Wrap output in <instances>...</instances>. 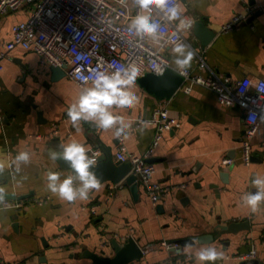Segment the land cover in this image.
Segmentation results:
<instances>
[{"label": "crops", "instance_id": "1", "mask_svg": "<svg viewBox=\"0 0 264 264\" xmlns=\"http://www.w3.org/2000/svg\"><path fill=\"white\" fill-rule=\"evenodd\" d=\"M183 14L194 24L185 29L183 42L195 51L191 68L204 77L227 78L235 85L264 80V0H180ZM33 6L17 12H0V50L12 40L14 24L26 21ZM246 21L230 32H221L234 16ZM216 36L205 47L195 36L196 27ZM172 62L171 47L163 50ZM203 62L205 67L200 68ZM67 76L54 80L51 67L39 57L16 48L3 61L0 73V260L2 264H96L86 257L92 252L115 256L116 242L133 238L143 250V259L129 264H197L201 247L214 246L222 255L213 264H264V201L256 211L241 199L255 173L264 176V120L253 140V158L243 161L241 142L245 130L244 112L238 106L221 105L208 88L194 86L187 93L181 87L171 98L160 99L138 80L131 91L136 104L118 112L128 125L127 152L147 154L156 127L137 128L140 118H152L158 108H167L181 126L165 132L154 148L149 163L156 168L155 181L168 189L155 206L145 187L134 188L125 181L100 183L87 200L64 201L47 186L49 170L72 174L61 167L50 152L61 151V143L76 139L101 158L111 150L114 162L120 146L115 131H98L91 122L74 127L66 116L68 106L80 93ZM253 91V89H251ZM53 126L60 134L49 138ZM42 135L38 139L35 135ZM28 151V162L15 159ZM231 160L232 164H224ZM77 184L79 181H75ZM22 196H28L20 199ZM11 202L5 205L4 202ZM16 201L23 202L17 209ZM96 212L93 214L91 210ZM246 225L235 233L221 234L220 226ZM197 238V239H193ZM163 241L178 242L183 255L159 247ZM191 245V246H188ZM154 246V247H153ZM256 249V258L239 256Z\"/></svg>", "mask_w": 264, "mask_h": 264}, {"label": "built area", "instance_id": "2", "mask_svg": "<svg viewBox=\"0 0 264 264\" xmlns=\"http://www.w3.org/2000/svg\"><path fill=\"white\" fill-rule=\"evenodd\" d=\"M170 2L180 4V0ZM28 5L33 6L30 17L13 25L12 40L5 43L3 50H0V73L3 70V61L13 50L20 47L34 52L43 66L63 68L66 76L75 82L80 90L91 83L90 80L83 81L80 73L88 75L94 70L111 72L114 65L136 66L140 70L138 78L147 73L158 75L159 68L165 69L159 75L165 74L168 70L179 74L171 61L163 55V50L172 47L175 42L170 41L168 37L173 32L176 21L169 22L163 19L155 7L150 14L161 24L160 31L164 35L159 40L151 38L139 40L135 37L130 38L126 32L127 26L138 11L134 0H0V12L3 14L17 12ZM246 20V16L238 14L223 26L221 32H230ZM179 38L184 40L182 33ZM199 66L203 68L205 64L200 62ZM182 78V88L185 92H191L194 86H202L212 90L221 105L238 106L243 110L245 130L241 153L244 163L249 165L253 158V140L262 122L260 114L264 111V80H258L252 88L250 82L245 80L233 85L227 78L197 75L191 67ZM144 125L156 127V136L149 152L144 156L127 152L124 145L125 136H121L118 138L120 146L116 159L130 164L131 174L136 177V182L145 187L153 204L157 206L161 196L167 194L168 189L155 181L156 168L149 163V157L163 138V134L179 128L181 122L163 107L156 109L150 119L140 118L136 127ZM129 132L130 130L126 129V133ZM59 134L58 126H53L47 137L54 138ZM35 137L43 138L40 134ZM92 152L100 153L97 149ZM224 164H232V161L224 160ZM10 203L4 202L5 205ZM15 206L17 209H23L25 204L16 201ZM91 211L93 214L96 212L94 209ZM159 247L174 251L179 256L183 255V246L178 242L163 241L159 243ZM150 248H144L143 255L149 252ZM254 258L256 249L239 256V259L244 261Z\"/></svg>", "mask_w": 264, "mask_h": 264}, {"label": "clouds", "instance_id": "3", "mask_svg": "<svg viewBox=\"0 0 264 264\" xmlns=\"http://www.w3.org/2000/svg\"><path fill=\"white\" fill-rule=\"evenodd\" d=\"M134 3L138 11L127 26L126 32L129 37L139 38V40L147 38L159 40L164 35L160 31L161 24L150 14L154 7L159 10L166 21H176L175 28L168 37L170 41H175L171 47L172 62L175 65V70L181 76L186 75L196 53L189 44L183 42L179 37L185 29H190L193 26L194 20L183 14L182 7L178 2L134 0ZM164 71V68H159L157 74H162ZM79 75L83 81L90 80L91 83L90 86L82 88L78 97L66 110V116L71 120L72 125L78 128L81 121H88L100 132L113 129L117 138L126 136L128 125L117 113L130 109L136 104L138 97L131 89L140 76V70L132 64L114 65L111 72L94 70L88 75L82 73ZM260 119L264 120V111L261 112ZM60 147L61 151L50 152V158L60 157L68 162L72 174L61 179L60 172L49 170L46 174L48 188L64 201L87 200L89 193L97 190L100 186V181L92 170L97 165L100 153L92 152L87 144L76 139L62 142ZM15 159L28 162L30 153L19 151ZM77 180L78 184L75 182ZM251 184L256 191L245 192L241 199L252 211H256L264 201V176L255 173L251 178ZM221 255L222 253L218 252L214 246H206L196 252L195 258L197 264H213Z\"/></svg>", "mask_w": 264, "mask_h": 264}, {"label": "water", "instance_id": "4", "mask_svg": "<svg viewBox=\"0 0 264 264\" xmlns=\"http://www.w3.org/2000/svg\"><path fill=\"white\" fill-rule=\"evenodd\" d=\"M195 36L201 41L202 47L205 48L216 33L205 27H196L194 29ZM53 79L57 80L66 76L63 68L51 67ZM138 83L148 92L160 99L171 98L183 85V78L173 70H168L163 75H155L147 73L145 76L138 78ZM61 167L70 169L68 162L58 157ZM151 161V160H149ZM99 179L100 183L105 181L119 184L125 181V185L137 186L136 177L131 174V166L128 163L114 162L111 150H106L104 155L98 159L97 165L92 169ZM28 196H22L25 199ZM240 227L248 228L246 225L230 224L228 226H220L221 234L235 233ZM115 256L106 258L98 254L87 252L86 257L91 258L96 264H129L138 262L143 259V253L137 242L130 238L127 244L118 242L114 245Z\"/></svg>", "mask_w": 264, "mask_h": 264}]
</instances>
